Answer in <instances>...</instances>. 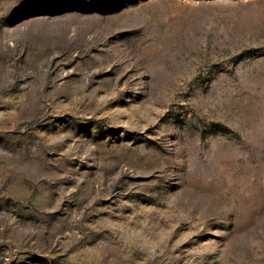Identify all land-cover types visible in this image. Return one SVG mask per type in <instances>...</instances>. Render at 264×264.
Masks as SVG:
<instances>
[{"label": "rangeland", "instance_id": "obj_1", "mask_svg": "<svg viewBox=\"0 0 264 264\" xmlns=\"http://www.w3.org/2000/svg\"><path fill=\"white\" fill-rule=\"evenodd\" d=\"M0 264H264V0H0Z\"/></svg>", "mask_w": 264, "mask_h": 264}]
</instances>
